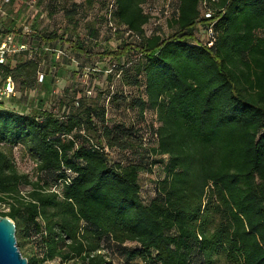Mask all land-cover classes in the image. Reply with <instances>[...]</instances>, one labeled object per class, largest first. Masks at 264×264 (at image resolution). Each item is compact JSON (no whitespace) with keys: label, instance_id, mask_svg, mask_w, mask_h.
Instances as JSON below:
<instances>
[{"label":"trees","instance_id":"trees-1","mask_svg":"<svg viewBox=\"0 0 264 264\" xmlns=\"http://www.w3.org/2000/svg\"><path fill=\"white\" fill-rule=\"evenodd\" d=\"M97 1L132 40L106 53L121 84L144 80L145 96L126 107L130 124H110L109 98L76 86L50 109L55 78L38 82V51L63 58L54 45L69 42L86 53L69 38ZM176 1L150 33L144 4L156 0H53L69 23L61 35L16 28L2 11L0 34L27 49L0 65V86L11 77L16 91L0 101V216L15 222L28 264H264V0H207L212 47L196 36L202 0ZM38 88L34 108L11 103ZM18 147L32 173L19 170ZM142 175L154 178L149 197Z\"/></svg>","mask_w":264,"mask_h":264},{"label":"rangeland","instance_id":"rangeland-1","mask_svg":"<svg viewBox=\"0 0 264 264\" xmlns=\"http://www.w3.org/2000/svg\"><path fill=\"white\" fill-rule=\"evenodd\" d=\"M108 1L106 0L107 4ZM65 5L70 6L69 3ZM109 7L112 9L111 6ZM109 11L106 5L102 7L101 2L97 1L94 5L87 7V11L85 10L83 14L77 17L80 25L76 32L73 33L71 31L72 35L69 39L73 43L78 42V38H80V41L84 40L87 54L79 53L70 48L69 42H59L54 45L53 49L60 47L59 49L65 52L63 58H61L63 55L60 56L59 60L56 58L58 62L55 60V56L59 50L57 52L55 50L45 51V54H40L38 51L36 55L40 61L38 77L40 74H50L55 78L53 92L47 101L48 108L58 109L59 101L65 94L64 90L76 86L80 90L88 91L91 96L101 94V96L110 99V101L108 99L106 102V104L110 105V124L120 122L130 124L133 116L128 115L126 107L131 100L145 96L144 80L141 81L142 84L139 87H127L121 84L119 75H116L118 63L106 53L115 51L123 40L129 42L132 40L126 39V35L124 36L116 31L114 22L109 20ZM3 12L8 13L11 18H15L17 20L16 28L22 30L25 28H28V30L36 28L37 31L40 30L41 32L56 30L61 35L64 29L69 26L68 21L64 18L62 8L60 10L59 8H53V0H19L11 6L5 7ZM5 13L0 14V20ZM93 20L95 21L94 29L98 31V38L96 39L92 38L91 31L86 27V22H93ZM164 22L162 21V23ZM152 28V26H149L147 32H150ZM165 29L168 31L167 28ZM196 36L202 37L199 30H197ZM19 43L21 42L19 41ZM131 58H134V56ZM125 63L126 59H122V64ZM57 70H59L58 75L56 74ZM44 96V89L38 88L21 100L16 97L13 98L11 103L18 107L24 106L30 110L36 106L37 99L40 100ZM147 122L158 126L157 116L154 111H147ZM13 153L19 170L25 173H32L34 164L32 160L23 155V150L18 147L14 149ZM152 179L154 178L149 175H142L141 177L143 195L146 197L153 194ZM26 252L27 250H24L22 254L25 255ZM118 262L120 264V261ZM48 264H57V262ZM133 264H139V262L135 261ZM218 264H225V262L221 261Z\"/></svg>","mask_w":264,"mask_h":264},{"label":"built area","instance_id":"built-area-1","mask_svg":"<svg viewBox=\"0 0 264 264\" xmlns=\"http://www.w3.org/2000/svg\"><path fill=\"white\" fill-rule=\"evenodd\" d=\"M156 1L158 3L151 4L149 2H146L144 4V9L146 13L152 16L151 22L149 24V26L153 27L152 30L159 24H162V21H166L168 18H170L174 10V5L177 2L176 0H156ZM9 2L10 0H0V14L2 13L3 6ZM201 8H202L201 16L195 26V29L196 32L197 30L201 32L202 37L200 38V42H202V44L204 45H207L208 47H212L214 43L213 25L217 21L215 17V12L208 7L207 0H202ZM203 22H207V26H204ZM24 30L26 32L31 31L28 30V28H25ZM152 30H150V32ZM26 49H27L26 44L24 43L20 45L16 44L14 33H10L5 36H2L0 34V65H4L6 63L7 54L21 50H26ZM61 55H63V52L58 51L56 57L59 58ZM38 82L39 83L43 82V74L39 75ZM15 94H16L15 83L11 77H8L5 83L2 86H0V101L3 99L11 98L15 96ZM111 154L115 155L114 152H112Z\"/></svg>","mask_w":264,"mask_h":264},{"label":"water","instance_id":"water-1","mask_svg":"<svg viewBox=\"0 0 264 264\" xmlns=\"http://www.w3.org/2000/svg\"><path fill=\"white\" fill-rule=\"evenodd\" d=\"M15 233V222L0 216V264H28L17 246Z\"/></svg>","mask_w":264,"mask_h":264}]
</instances>
